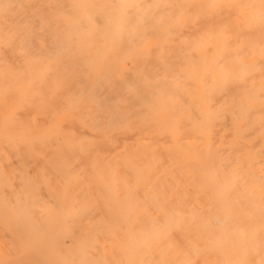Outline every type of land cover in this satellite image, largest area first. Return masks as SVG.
I'll return each mask as SVG.
<instances>
[{
  "label": "bare ground",
  "instance_id": "6f19581e",
  "mask_svg": "<svg viewBox=\"0 0 264 264\" xmlns=\"http://www.w3.org/2000/svg\"><path fill=\"white\" fill-rule=\"evenodd\" d=\"M0 264H264V0H0Z\"/></svg>",
  "mask_w": 264,
  "mask_h": 264
}]
</instances>
